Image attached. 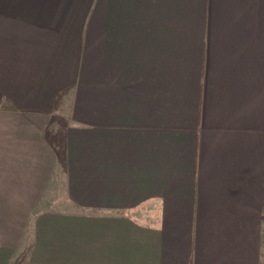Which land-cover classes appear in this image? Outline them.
<instances>
[{"label": "crops", "instance_id": "1", "mask_svg": "<svg viewBox=\"0 0 264 264\" xmlns=\"http://www.w3.org/2000/svg\"><path fill=\"white\" fill-rule=\"evenodd\" d=\"M264 264V0H0V264Z\"/></svg>", "mask_w": 264, "mask_h": 264}, {"label": "trees", "instance_id": "2", "mask_svg": "<svg viewBox=\"0 0 264 264\" xmlns=\"http://www.w3.org/2000/svg\"><path fill=\"white\" fill-rule=\"evenodd\" d=\"M24 263V255L17 257L12 264H23Z\"/></svg>", "mask_w": 264, "mask_h": 264}]
</instances>
